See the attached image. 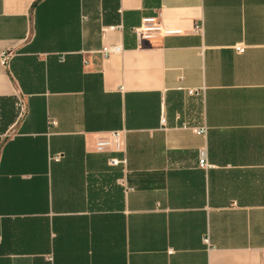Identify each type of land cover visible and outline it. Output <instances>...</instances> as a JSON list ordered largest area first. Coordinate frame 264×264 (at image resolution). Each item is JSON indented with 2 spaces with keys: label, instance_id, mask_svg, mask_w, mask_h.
Segmentation results:
<instances>
[{
  "label": "crops",
  "instance_id": "crops-1",
  "mask_svg": "<svg viewBox=\"0 0 264 264\" xmlns=\"http://www.w3.org/2000/svg\"><path fill=\"white\" fill-rule=\"evenodd\" d=\"M0 264H264V0H0Z\"/></svg>",
  "mask_w": 264,
  "mask_h": 264
},
{
  "label": "built area",
  "instance_id": "built-area-1",
  "mask_svg": "<svg viewBox=\"0 0 264 264\" xmlns=\"http://www.w3.org/2000/svg\"><path fill=\"white\" fill-rule=\"evenodd\" d=\"M141 24H142L141 27L136 29L134 32L135 38L139 42L150 40L154 36L160 34L164 36L172 34L171 32H163L161 27L159 26V24L156 23L154 18L146 19ZM202 31H203V24L198 23V25L194 27L193 33L199 35L202 33ZM236 51L238 53H242L243 49H236ZM120 52H121V48L116 46H109V47H104L100 51V55H102V57H106L112 54H119ZM206 132H207V128L205 126H201V128L193 129V133L200 137L205 136L207 134ZM121 148H122V136L121 133L117 131L106 134L105 137L98 139L95 144V151L98 153H107L109 151L119 153L121 151ZM109 164L111 166H116L118 165V162L116 160L111 159L109 160ZM199 165L201 167H205L206 163L202 159L199 162Z\"/></svg>",
  "mask_w": 264,
  "mask_h": 264
}]
</instances>
